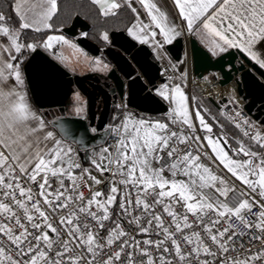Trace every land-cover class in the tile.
I'll return each mask as SVG.
<instances>
[{
	"label": "snow or ice",
	"instance_id": "snow-or-ice-1",
	"mask_svg": "<svg viewBox=\"0 0 264 264\" xmlns=\"http://www.w3.org/2000/svg\"><path fill=\"white\" fill-rule=\"evenodd\" d=\"M173 2L187 31L206 39L213 55L236 49L264 68V0ZM92 3L105 17L122 6L120 0ZM124 3L136 13L127 34L139 44L159 50L181 34L153 0H139L147 22L131 0ZM12 8L18 26L0 12V264H264V153L243 140L232 147L227 137L213 136L181 86L163 84L156 92L172 105L169 118L180 127L126 117L115 145L92 160L104 177L98 179L66 146L79 142L71 128L58 123L59 137L49 130L23 87L24 51L77 47L63 35L39 43L21 39L25 30L53 31L59 0H15ZM76 101L79 116L85 111L79 94ZM194 120L207 133L203 140L185 134L196 128ZM244 125L247 120L235 122L264 149V134ZM214 168L248 191L238 192ZM101 184L106 191L93 187ZM230 193L240 197L234 205Z\"/></svg>",
	"mask_w": 264,
	"mask_h": 264
},
{
	"label": "water",
	"instance_id": "water-1",
	"mask_svg": "<svg viewBox=\"0 0 264 264\" xmlns=\"http://www.w3.org/2000/svg\"><path fill=\"white\" fill-rule=\"evenodd\" d=\"M90 28L84 17L74 15L60 31L47 35H63L77 46L75 49L67 45H55L50 50L38 47L23 64L32 100L51 118L53 126L60 123L71 128L79 140L73 143L81 158H87L91 148L104 145L112 130L111 107L119 99L145 113L162 114L169 110L168 103L156 92L167 79L162 54L158 55L148 44H139L125 30H112L108 45L101 46L86 35ZM185 41L182 33L165 46L176 61L182 59ZM188 46L194 77L227 86L230 92L236 90L244 100L249 119L264 132V68L236 49L213 55L192 34L188 35ZM77 94L85 105L84 114L79 116L75 112ZM208 97L219 107L227 101L225 95L220 99L210 94Z\"/></svg>",
	"mask_w": 264,
	"mask_h": 264
},
{
	"label": "crops",
	"instance_id": "crops-1",
	"mask_svg": "<svg viewBox=\"0 0 264 264\" xmlns=\"http://www.w3.org/2000/svg\"><path fill=\"white\" fill-rule=\"evenodd\" d=\"M120 2L122 4L121 8H123V7L127 8L128 10H130V12L132 14V19L128 23V25H127V27L125 29V31L127 32V28L129 26H131L136 21V13H133L132 12L131 8L128 7L127 3H124V0H120ZM153 2L157 4V6L160 8L161 11H163V12H165L167 14L169 21L176 26L177 31H179L181 34L188 32L187 31V28H186V23L183 22L181 20V18L179 17L178 11L175 8V5H174L173 0H153ZM131 7L132 8H135L136 11H137V13L140 14V19L141 20H143L144 22H147L148 21V16H147L146 10L139 3V0H131ZM120 9H118V10H120ZM190 34H192L193 36H195L198 39V41L209 50L210 45L208 44V42H207L206 39H204L201 35H197V34H193V33H190ZM86 35H87V33H86ZM157 39L162 40V37H159L158 36ZM148 45L154 50L153 45H151V44H148ZM165 46H164L163 49L154 50V51L155 52H159V54H162V58L164 60V64H167V66H174V67H176L179 73L170 76V77H174L173 79H171V80L166 79V82L160 83L159 88L163 84H169L170 87H171V85H177V84L180 85L181 88H182V90H183V92L188 97L190 110L193 111V112H195L197 106L194 104V101H193V99H194L193 98V93H192V90H191V96H190L189 89H188V86H187L186 81H185L186 67H185L184 61H182V59L180 61H176L175 59H173L172 56L169 54V52L166 50ZM78 51H79L78 53H81L82 50L78 49ZM218 54H220V53H218ZM218 54H216V55H218ZM83 55H85L84 52H83ZM88 58H93V56L92 55H88ZM23 73H24V70H23ZM163 74H164V71H163ZM166 77L168 78V76H166ZM208 81L211 84L216 85L213 81H211V80H208ZM23 87H24V91H26V93H27L28 99H29V101L31 103V106H32L33 110L37 113L38 116H40V117L43 118V120L45 121V123L48 125L49 130H52V131L56 132L57 133V136L59 137L60 136V132L58 131V129L55 126H53L51 124V118L48 117V116H46L45 113H44V110L41 109V108H39L34 103V101L32 100V97H31V94H30V91H29V88H28V83H27V80H26L25 73H24V86ZM199 87L201 88L200 85H199ZM223 92L225 93L226 91L223 90ZM202 93H203V95L208 96V95L204 94L203 90H202ZM210 95H213V94H210ZM84 108H85V105H84ZM122 110H123V112L128 111V110H132V111L138 113V115L147 117V118H149L151 120L152 119H161L163 121V123L169 124V126H171L172 130H177L180 127L179 125H173L171 123V120L169 118L170 107H169V110L166 113H162V114H150V113H145V112H141V111H138L136 109H133V108L129 107L127 105V103H126L124 105V108ZM199 110L201 111V114L202 115H205V118H206L207 122L212 125V128H213L212 135L213 136H217V137H221V136L227 137L228 141L231 143V145L233 147L236 146V141L237 140H243L245 142V144L250 145L253 150L258 151V152H261V153H264V149L259 148L258 145H256L255 143L251 142L248 139V137H245L243 134L242 135L235 136L234 133L231 130L226 129L221 124L217 123V121L214 120L211 117V115L209 116V113L208 112H204L201 109H199ZM194 123L197 126H196V128L192 132L194 133V135H198V136L201 137V139H203V137L205 135H207V133L199 127L198 121H195L194 120ZM109 124L111 125V127H112L113 130H116L115 124H112L110 122H109ZM250 126H251V130L253 131V133H255V131H260L262 134H264V132H262L259 129L258 125L254 121L250 120ZM185 134H187L186 129H185ZM65 143H66V146H68V143L69 142H65ZM71 143H72L73 147L76 148V150H77L76 145L73 142H71ZM95 149H96L95 152H97L98 150H100V148H98V149L95 148ZM89 156H90V154L88 155V157ZM87 158H81V160L84 161ZM232 179L233 180H228V182H229L230 185H234L237 188L238 192L239 191H242V189L245 190V191H248V189L245 186L241 185L239 181H234V178H232ZM230 195H232V194L230 193L229 194V197H230ZM237 202H238V200H234L233 201V205L235 203H237Z\"/></svg>",
	"mask_w": 264,
	"mask_h": 264
},
{
	"label": "trees",
	"instance_id": "trees-1",
	"mask_svg": "<svg viewBox=\"0 0 264 264\" xmlns=\"http://www.w3.org/2000/svg\"><path fill=\"white\" fill-rule=\"evenodd\" d=\"M14 2L15 0H0V12H3L4 15L8 17L9 25L18 26L19 20L18 17L15 16L12 8ZM76 14H80L91 24V28L87 32V35L101 46L108 45L110 41L109 34L112 30H125L128 23L132 19L130 10L125 7L118 10L116 15H109L105 17L101 15L98 6L92 3V0H59V12L52 21L54 25L53 31L45 30L40 33H36L31 30H25L22 33L21 39L27 43H39L48 33L56 32L57 29L60 31L63 26L68 25L73 16ZM104 33L108 34V40L103 39ZM31 52L32 51L23 52V64ZM23 64L21 65L22 70ZM192 93L194 104L198 109L208 112L209 116L211 115L212 118H215L214 120H216L217 123L221 124L226 129L231 130L235 136L243 134L241 129L236 128L235 124L222 113L221 106L219 107L214 104L208 96L203 95L198 84L194 83L192 85ZM223 103L225 102H222V104ZM120 116L121 112H118L115 110V107H112L109 114V122L115 124V121ZM229 145H231L230 142Z\"/></svg>",
	"mask_w": 264,
	"mask_h": 264
},
{
	"label": "built area",
	"instance_id": "built-area-1",
	"mask_svg": "<svg viewBox=\"0 0 264 264\" xmlns=\"http://www.w3.org/2000/svg\"><path fill=\"white\" fill-rule=\"evenodd\" d=\"M188 35H190V32H187L185 33V37H186V41H185V44H184V48H183V51H182V60L185 62V67H186V76H185V81H186V84L188 86V89H189V94L191 96V90H192V85L194 83L198 84L201 86L204 94L206 95H209L206 91V89L203 87V85L199 82L198 78L194 77V75L192 74V69H191V53H190V50H189V46H188ZM163 71H164V74L166 76H172L174 74H178V70L176 67H172V66H167V64H164L163 65ZM208 81V80H207ZM209 82V81H208ZM227 96V101L225 103H223L221 105V109H222V113L230 120L232 121L234 124L235 122H242V120H247L248 121V125H244V128L246 130H248L249 132L253 133V131L251 130V126L250 123H249V115L247 113V111L245 110L244 108V100L242 98V96H240L236 90L234 91H228V92H225V93H221V94H218V95H214L217 99H220L222 98L223 96ZM239 113V116H236V113ZM233 117L235 118V122L233 120ZM171 128V126H169ZM186 131H187V134H192L194 135V133L190 130H188L187 128H185ZM118 137L116 135V130H111L108 134V136L106 137V140H105V143L104 145L107 146V147H110L112 145H115L116 141H117ZM203 140V139H202ZM206 143V142H204ZM193 147L195 148L196 145L194 144ZM200 151H210V149H204V148H201L199 149ZM164 159L167 160V156L165 155L164 156ZM162 163V162H161ZM85 179H87L85 177ZM96 190H105V185L104 184H101L99 186H96L94 185L93 186ZM84 190V193H85V196H88L89 193H88V190L85 188L83 189ZM255 195V194H253ZM255 210V209H254ZM115 211H118V209H114V212ZM127 222L125 221V224ZM131 227H134V226H131ZM138 239H144L146 237H142V236H137Z\"/></svg>",
	"mask_w": 264,
	"mask_h": 264
},
{
	"label": "rangeland",
	"instance_id": "rangeland-1",
	"mask_svg": "<svg viewBox=\"0 0 264 264\" xmlns=\"http://www.w3.org/2000/svg\"><path fill=\"white\" fill-rule=\"evenodd\" d=\"M183 61V60H182ZM184 64H185V62H184ZM186 65V64H185ZM173 67V66H172ZM169 78H170V76H168V80H169ZM174 77H171V79H173ZM202 90V89H201ZM166 101V100H165ZM167 103H168V105H169V107H170V109H171V107H172V105H170V103L168 102V101H166ZM196 110H199L198 108H196ZM128 116H130L133 120H139V119H144V120H146V121H149V122H155V121H160V122H162L163 123V121L161 120V119H149V118H147V117H144V116H140V115H138V113H136V112H134V111H132V110H128V111H125V112H123V110H122V112H121V116L115 121V127H116V129H117V127H119V126H121L122 125V123H123V121L125 120V118L126 117H128ZM249 123H250V120H249ZM68 147H71L72 148V150H73V157H74V159L76 160V162H78L80 165H81V169H87L93 176H96L98 179H103L104 177H102L101 175H100V173L99 172H97L96 170H95V168H94V166H93V164H92V160L97 156V154L100 152V150L101 149H103L104 147H107V146H105V145H101V146H99V148H100V150H98L97 152H95V153H92V154H90V156L86 159V160H84V161H82L81 160V158H80V156H79V154H78V152H77V150H76V148H74L73 147V145H72V143L70 142V143H68ZM110 150H111V148H110ZM200 151V150H199ZM201 153L203 152V151H200ZM164 156L166 155V153L165 154H163ZM201 159H202V162L203 163H205V164H209V161L205 158V157H201ZM154 166L155 167H159L160 165L159 164H155L154 163ZM214 171H216L217 172V174L218 175H223V176H225V179H227V180H233L231 177H230V174H227L226 173V171H220L219 169H213ZM77 171V173H79L80 172V169H77L76 170ZM165 175H167V173H165ZM86 177V176H85ZM87 178V177H86ZM99 190H101V189H99ZM104 190V189H103ZM107 189H105V191H106ZM242 191H245V190H243L242 189ZM245 192H247V191H245ZM239 196L237 195L235 198L233 197V195H230V197H229V203H231V204H233V201L234 200H239ZM245 198H247V197H245Z\"/></svg>",
	"mask_w": 264,
	"mask_h": 264
},
{
	"label": "bare ground",
	"instance_id": "bare-ground-1",
	"mask_svg": "<svg viewBox=\"0 0 264 264\" xmlns=\"http://www.w3.org/2000/svg\"><path fill=\"white\" fill-rule=\"evenodd\" d=\"M198 80L203 85V87L206 89L208 94L217 95V94H221L223 92V90H225L226 92L228 91L227 86L222 87V86H218V85H213L204 78L198 79Z\"/></svg>",
	"mask_w": 264,
	"mask_h": 264
},
{
	"label": "flooded vegetation",
	"instance_id": "flooded-vegetation-1",
	"mask_svg": "<svg viewBox=\"0 0 264 264\" xmlns=\"http://www.w3.org/2000/svg\"><path fill=\"white\" fill-rule=\"evenodd\" d=\"M101 56V55H100ZM126 104V100L125 99H122V100H118L117 101V103H114V105L112 106V107H115V110H117L118 112L120 111V112H122V109L124 108V105ZM112 107H111V109H112ZM95 148H91V153L93 152H95ZM90 153V154H91Z\"/></svg>",
	"mask_w": 264,
	"mask_h": 264
}]
</instances>
